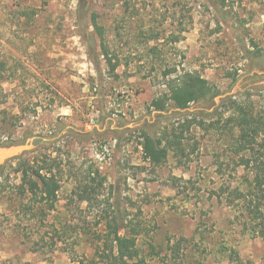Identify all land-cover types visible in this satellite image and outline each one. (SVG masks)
I'll list each match as a JSON object with an SVG mask.
<instances>
[{
	"label": "rangeland",
	"instance_id": "1",
	"mask_svg": "<svg viewBox=\"0 0 264 264\" xmlns=\"http://www.w3.org/2000/svg\"><path fill=\"white\" fill-rule=\"evenodd\" d=\"M185 71L219 94L153 107ZM0 86V110L20 118L10 127L0 115V132L33 145L0 167V264H106L92 241L113 204L150 264H264L263 240L241 223L246 172L230 111H216L235 95L264 113V0H0ZM191 113L205 125L184 128L183 149L163 163L148 161L144 132ZM24 160L52 169L57 199L29 191Z\"/></svg>",
	"mask_w": 264,
	"mask_h": 264
},
{
	"label": "trees",
	"instance_id": "2",
	"mask_svg": "<svg viewBox=\"0 0 264 264\" xmlns=\"http://www.w3.org/2000/svg\"><path fill=\"white\" fill-rule=\"evenodd\" d=\"M223 3L225 0H222ZM97 30L100 26L94 20ZM101 34V33H100ZM103 39L102 34L100 35ZM102 54L106 58L110 70L116 69V62L113 61L102 43ZM216 86L211 84L207 78L197 71H185L176 80L169 82L168 92L162 97L153 99L152 106L158 110H166L168 102L179 109H185L194 102H205L212 100L218 95ZM0 104L6 101L7 93H4L0 86ZM5 97V98H4ZM225 106L230 111L229 121L233 123L235 131V148L239 155V166H243L246 172V180L236 188V197L240 202L243 230L252 235L259 236L264 242V113L256 111L251 104H246L236 99L235 95L225 97L220 106ZM215 113V112H214ZM5 125L14 127L20 118L17 114H11L8 110H0ZM184 121L179 122L176 128L163 131V133L142 135V147L144 157L153 164L163 163L168 156L171 147L183 149V129L191 127H203L205 118L202 114H188ZM211 115V114H209ZM201 117V118H198ZM169 133L171 135H166ZM172 136V138H170ZM15 144L11 134L4 136L0 132V145ZM18 157L14 160L20 159ZM12 160V161H14ZM45 161V160H44ZM18 171L22 173V180L29 182V191L40 194L42 201L57 199L60 184L56 180L52 169L48 166H33L24 160L19 162ZM35 177L36 180L31 178ZM91 189L84 187L81 198L88 201ZM51 202V207H53ZM120 206L113 204V215L106 222V229L103 232H96L92 244L98 250L106 264H150L138 246V236L141 234L136 225H125V217L120 214ZM127 227H129L127 229ZM124 229V231H122ZM96 241V242H95ZM101 249V250H100ZM176 251L175 247H172ZM228 259L240 262L241 257L236 249H231Z\"/></svg>",
	"mask_w": 264,
	"mask_h": 264
},
{
	"label": "water",
	"instance_id": "3",
	"mask_svg": "<svg viewBox=\"0 0 264 264\" xmlns=\"http://www.w3.org/2000/svg\"><path fill=\"white\" fill-rule=\"evenodd\" d=\"M32 147L33 145L31 143L0 145V167L8 161L18 158Z\"/></svg>",
	"mask_w": 264,
	"mask_h": 264
}]
</instances>
